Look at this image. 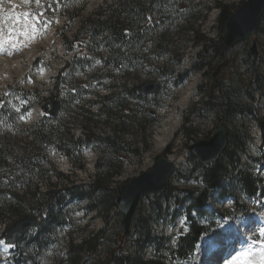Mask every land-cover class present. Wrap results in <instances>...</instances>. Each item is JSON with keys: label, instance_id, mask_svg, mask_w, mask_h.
<instances>
[{"label": "trees", "instance_id": "obj_1", "mask_svg": "<svg viewBox=\"0 0 264 264\" xmlns=\"http://www.w3.org/2000/svg\"><path fill=\"white\" fill-rule=\"evenodd\" d=\"M178 1L116 0L98 10L93 17L80 22L73 40L69 42L64 39L69 49L74 50L73 59L58 73L49 93L59 101V112L64 113V119L60 120L59 114L54 119L50 118L48 109L52 101L38 98L36 91L19 89L11 94L4 91L0 96V101H3L0 103V222L10 219L11 223H15L25 216L38 220L37 227L14 247L13 264H42L44 254L50 247H61L62 241H65V250L60 257L54 259V264H167L168 259L164 262L163 256L165 251L173 254L176 260H187L200 237L209 231L208 226L191 219L192 210L206 215V204L212 195L218 198L230 195L235 207L236 192H241L247 198H254L259 192L261 179L247 168H235L239 162L238 154L245 150L244 142L249 138L242 123L245 118L257 119L252 104H243L240 98L245 97L253 102L254 91L264 101V76L258 72L256 56H246V71L252 77L249 86L238 93H232L230 87L221 88L212 73L208 83L198 88L200 93L216 100L211 109L218 107L221 112L219 120L223 124L227 121L235 122V125L231 131L227 129V145L216 162L204 166L192 155L188 156L189 168L181 176L187 180L189 176L196 174L201 184L185 198L186 217L190 220V225L188 231L179 236L176 247L170 248L165 239L152 235L149 226L150 219L159 223L169 216L167 204L171 200H174L175 206L182 202L169 186L163 194L154 198L145 217H142L141 212L132 228L131 233L136 231L138 234L133 242L136 252H125L128 236L124 237L119 230L108 233L110 223L117 222L114 199L122 192L123 187L114 184V178L122 172L127 155L139 156L141 153L134 143L127 142V138L135 141L138 137H143L142 144L146 148V126L158 124L155 108H161L162 104L139 95L137 84L128 83L130 75L136 73L144 63L164 60V65L154 73L162 81L169 83L172 92L193 70L209 67L215 57L223 58L230 51L224 45L222 37L215 41L204 39L197 44L201 48L197 68L192 66L178 73L170 69L168 64L173 58L177 57V64L181 61V55L170 49L171 44L175 45L173 39L186 32L192 37L198 34L195 29L196 21L204 18L201 16V19H192L189 18L191 15L185 18V8L180 6L174 8L177 10L174 17L169 16V11L165 9L170 2L172 4L169 8L175 7L174 4ZM217 7L221 10L218 21L220 28H223V23L229 16L221 4H217ZM173 20L177 21L175 26ZM179 21L183 23L179 24ZM187 23L190 25H186ZM100 45L106 47V57L93 56ZM95 57L103 62L100 70L93 69ZM108 65L118 73H123L124 81L104 86L107 93L94 92L91 83L95 81L102 86L98 80L99 72ZM78 74L82 76V80L77 79ZM108 77L114 79L112 74ZM12 94L27 102L19 112L9 103ZM88 95H92V99L84 102ZM34 100L44 101L41 105L44 115L38 123L24 125L19 118L28 111ZM210 103L206 101L205 105ZM73 104L79 111L75 118L72 117L71 110H68ZM152 104L153 107L150 108ZM90 107L95 108V111ZM194 110L198 113L200 108ZM71 120L81 124L83 139L74 138L71 134L68 126ZM98 125L107 128L108 133H94L92 129ZM53 140L71 162L74 161V154L78 155L86 147H91L98 153L94 174L89 182H69L68 176L56 171L53 166L50 165L49 169L42 167L41 161L46 158L44 149ZM14 147L20 149V154H14ZM168 149L167 147L166 151ZM20 172L27 173L28 177H22ZM51 172L56 178L64 179L66 184L57 187L55 183L49 182L47 175ZM43 183L45 189L40 190ZM80 204H84L83 216L92 213L101 217L104 225L85 238L75 239L71 217ZM234 209L235 215L246 208L241 204ZM68 226L70 230L65 231ZM6 233L7 230L4 235ZM60 235H63L61 241L58 238ZM147 246L153 247L157 253L153 259L144 258Z\"/></svg>", "mask_w": 264, "mask_h": 264}, {"label": "rangeland", "instance_id": "obj_2", "mask_svg": "<svg viewBox=\"0 0 264 264\" xmlns=\"http://www.w3.org/2000/svg\"><path fill=\"white\" fill-rule=\"evenodd\" d=\"M116 0H44L43 6L37 7L35 3L25 4L23 0H0V29H3L4 35L8 34V29L15 28L16 31L11 35L15 38L16 47H12V41L4 45V48L0 50V92L7 89L9 86H15L19 89H25L38 92L39 97L43 100L54 101L57 99L50 96L52 90V84L55 82V78L58 72L64 67L66 63H69L73 59V53L69 49L68 43H65L64 39H68L69 42L73 40L74 35L77 33L80 22L87 18L93 17L100 9L106 8V5L113 4ZM246 0H179L174 4L175 7L169 8L172 4L170 2L165 10H168V15L174 17L176 15V7L180 6L185 8V18L191 15L189 18H200L204 16L203 20L196 21L195 29L198 34L191 36L189 32L183 33L175 37V45H170L171 50H175L181 55V61L179 64L176 62V58H173L171 63L168 64L170 69L175 70L177 73L183 70L189 69L192 66L198 67L199 51L201 50L198 42L204 39L211 41L217 40L222 36V28H220V22L218 21L220 15V8L217 4H221L228 13L231 15L237 10ZM208 8V9H206ZM43 12L44 15L40 18V22L37 25V31L31 33L29 36L21 35L20 29L26 26V22L23 19L26 12ZM176 20V19H175ZM174 21V20H173ZM175 22L173 26H175ZM31 23V21H28ZM183 22L179 21V24ZM47 25V27H45ZM185 24H183L184 26ZM186 25H190L187 23ZM257 44L256 63L258 66V72L264 76V15L262 16L260 26L257 34L255 35ZM197 42V43H196ZM252 45V39L245 42H241L236 46L229 48L230 51L226 53L223 58L215 57L214 61L209 67L203 70H193L183 82L176 88L172 89L169 83L161 80L154 72L164 65V60H155L151 63L142 65L138 71L128 78V83L141 84L148 81H156L160 84V91L157 95L150 96V100L161 102V108L156 107V115L158 124L147 125L145 131V137L147 141V147L144 148L143 137H138L135 141L132 138H127V142H132L138 148H140V155H127L124 159L122 172L120 175L114 178V184L124 185L132 177L138 175L142 171L148 169L152 163H154L160 156H166L167 158L177 159L182 156L184 161L178 164V170L172 174L169 180V187L174 190V194L182 202L175 206L174 200H171L167 204L168 217L164 221L154 223L149 220V226L151 228V234L157 238H163L169 244L170 248H175L179 236L183 235L187 231V225L189 220L185 219V207L186 197L184 193H180L181 189L194 190L199 185V177L197 175L189 176L188 179H184L181 175L189 168L188 154H186V146L191 142L202 139L205 136H209L219 124V118L221 112L218 107L214 110L211 109L212 104L216 103V100L212 97H208L205 94L199 92L200 86H205L215 72L216 68L224 63V66L219 69L215 74L214 79L221 84V88L230 87L232 93H238L239 90L245 88L251 84V76L246 71L245 59L249 55V51ZM11 53V55H9ZM108 52L106 47L100 45L93 56L106 57ZM95 57L93 60V69L100 70L103 62ZM109 74L114 75V79L108 77ZM77 79L82 80L81 75L76 76ZM125 79L123 73H118L116 70L111 69L110 66H106L103 71L99 72V81L102 86L92 82V90L97 93H107L104 90V86L109 83L121 84ZM253 87V86H252ZM264 87V86H263ZM64 87H62V90ZM193 92L192 97H188L190 92ZM13 93H16L12 91ZM253 102L245 97L240 98V102L243 104H252L257 119L245 118L242 125L246 129L249 138L245 139V150L238 154L239 162L235 165L236 170L247 168L253 172L258 178L261 179L259 183V193L254 198H247L241 192L237 193V203L234 208L243 204L248 208V212L241 213L237 217H233V202L231 196H225L224 198L210 196L208 202L206 215H201L198 211L190 213L191 219L199 224L208 225L215 223V227L210 229V234L214 230H219L224 224L233 226L236 230L230 233L229 237L236 238L234 244L235 248L230 245L231 250L228 254L221 258L216 257V264H230L232 257L238 252L243 251L247 244L253 239H261L258 233V229L264 227V138L262 137V129L260 122L264 121V101L256 92H252ZM9 103L13 106L16 112L19 111L21 105H26L25 99L20 98L18 95L12 94ZM92 99V95H88L84 98L85 101ZM34 100L31 109L25 116L24 125H33L38 123L42 117L41 105L44 101ZM206 101H210V105H205ZM152 103V102H151ZM198 103V104H197ZM50 106V105H49ZM87 105H85V108ZM153 104L150 105V108ZM195 108L200 110L195 111ZM95 111V108H91ZM72 117L78 114V109L75 108V104L71 109ZM65 112V110L63 111ZM60 120L64 119V113L59 112ZM20 121V119H19ZM238 121V120H237ZM21 122V121H20ZM224 123V122H223ZM235 122H225L226 129L231 131L234 128ZM68 126L71 134L74 138L83 139L84 130L78 121H69ZM176 130L173 132L169 140H167V133L173 128ZM94 133H108L107 128H102L100 125L93 128ZM206 138V137H205ZM166 141V146L162 148L161 141ZM21 146V145H19ZM167 147L169 148L167 151ZM46 158H43L41 165L43 168L49 169L50 165L53 166L56 171L68 176L69 182H75L77 184L87 183L91 180L94 174V164L98 158V153L91 147H86L78 155L74 154V161L71 162L63 154V152L57 148L56 141L47 146L44 149ZM14 154H20V149L14 147ZM78 156V157H77ZM78 159H77V158ZM82 166L83 168H81ZM21 176L27 178V173L20 172ZM49 182H53L58 186L66 184L64 179L56 178L53 172L49 173ZM35 180V177H33ZM194 182L192 184L190 182ZM45 183L41 184L40 190H44ZM155 197H150L142 201V217L147 215V209L153 203ZM29 203V199L26 200ZM84 204H80L75 208L72 213L73 235L75 239L85 238L91 232L101 228L104 225V221L101 217H96L92 213L87 216H82ZM164 206V205H163ZM225 214L226 219L221 218V215ZM10 219H6L0 222V235L3 236L5 231L11 227ZM109 234L117 232L119 226L118 222H111L109 225ZM70 230L68 226L65 231ZM238 230V231H237ZM81 232V233H80ZM220 234V233H219ZM137 232H133L128 236L126 241L125 252H136L133 242L137 238ZM63 235H60L59 241H61ZM1 238V237H0ZM223 238V239H222ZM228 236L223 235L221 237L220 244ZM206 237L201 239V242L196 245L194 252V258L190 264L202 263L203 252L206 250L205 244ZM65 242V241H64ZM64 242L60 243L62 247H50V249L44 254V261L42 264H54V259L60 257L63 254L65 248ZM59 245V244H58ZM260 245V244H259ZM227 247V246H224ZM223 248V247H222ZM221 248V249H222ZM160 249L163 247L160 246ZM250 251V250H249ZM251 255L247 258H241V262L244 259L251 260L253 264H259L260 257L264 255L261 245L251 250ZM157 256L154 248L147 246L144 252V258L153 259ZM164 262L166 259L167 264H180L176 261L175 256L168 251L163 253ZM174 256V257H173ZM210 258V257H209ZM208 258V260H209ZM12 252L9 247L0 246V264H12ZM214 260V262L216 261ZM206 264H213L208 261Z\"/></svg>", "mask_w": 264, "mask_h": 264}, {"label": "water", "instance_id": "obj_3", "mask_svg": "<svg viewBox=\"0 0 264 264\" xmlns=\"http://www.w3.org/2000/svg\"><path fill=\"white\" fill-rule=\"evenodd\" d=\"M264 15V0H246L235 12H233L223 23L222 40L226 47L232 48L250 38L251 57L256 56L257 44L255 35L260 21ZM224 63H221L213 73L219 71ZM13 88L11 87L9 91ZM160 86L155 81L144 82L137 86L138 94H157ZM59 105L54 102L49 110V116L55 118ZM264 130V121L261 122ZM227 145V130L221 120L210 137L198 140L188 147L190 153L201 165L216 162ZM176 170L173 162L160 156L148 169L131 178L122 187V192L115 197L114 203L117 209V220L119 231L123 236L130 233L140 215V204L142 199L150 196H160L164 193L169 183V177ZM189 193V192H187ZM37 220L31 217H23L14 223L8 230L6 240L14 244L22 238L30 228L37 226Z\"/></svg>", "mask_w": 264, "mask_h": 264}, {"label": "snow or ice", "instance_id": "obj_4", "mask_svg": "<svg viewBox=\"0 0 264 264\" xmlns=\"http://www.w3.org/2000/svg\"><path fill=\"white\" fill-rule=\"evenodd\" d=\"M23 2L25 4H30V3H35V5L37 7H41L43 6L44 0H23ZM44 15L43 12H26L24 13L23 19L26 22V26L22 27L20 29V34L21 35H25V36H29L31 35V33L37 31V25L40 22V18ZM28 21H31V23H28ZM45 27H47V25H45ZM16 29L15 28H10L8 29V34L4 35L3 33V29H0V50H2L4 48L5 44H8L10 41H12V47H16V42H15V38L11 35L12 32H15ZM9 55H11V53H9ZM0 103H3V101H0ZM20 119H24L23 116L20 117ZM259 236L261 237V239L257 240L255 238H253L246 246V248L241 251L238 252L235 256L232 257V260L230 262V264H253V262L251 260H247L244 259L243 262H241V258H247L251 255V252L249 251V249H251V246L253 243H258L261 245L262 250H264V227L259 228L258 230ZM0 246L3 247H14L15 245L9 242H6L5 240H0ZM259 264H264V255H262L260 257V261Z\"/></svg>", "mask_w": 264, "mask_h": 264}, {"label": "bare ground", "instance_id": "obj_5", "mask_svg": "<svg viewBox=\"0 0 264 264\" xmlns=\"http://www.w3.org/2000/svg\"><path fill=\"white\" fill-rule=\"evenodd\" d=\"M192 95H193V92L191 91L188 97L190 98V97H192ZM175 130H176V127H175V129L173 128L172 130H170L167 133V135H166L167 140L170 139V137L172 136L173 132H175ZM166 141L165 140L161 141L162 148L164 146H166V144H165ZM180 161H181V159H180ZM232 230L234 231L236 229L233 226L229 225V224H224L221 227V229L214 230L211 234H208L206 236L205 244H206L207 247H206V250L203 252V255H202L203 258H202V261H201L202 263H200V264H206L209 261L208 260L209 256H213V255L218 254V253H221L219 255H223L222 251H221V248L224 247V246H229L230 247V245H232L231 247L235 248L236 244H234V242L236 241L235 240L236 238H234L232 236L228 237L226 239L224 238V240L222 241V243H223L222 245L220 244V241H219L221 239V237H223V235L228 236L229 231H232Z\"/></svg>", "mask_w": 264, "mask_h": 264}]
</instances>
